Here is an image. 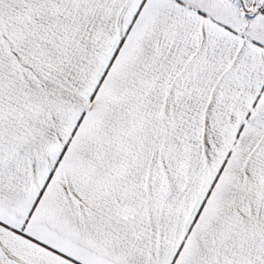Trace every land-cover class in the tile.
<instances>
[{"label":"snow or ice","instance_id":"6c2138e0","mask_svg":"<svg viewBox=\"0 0 264 264\" xmlns=\"http://www.w3.org/2000/svg\"><path fill=\"white\" fill-rule=\"evenodd\" d=\"M0 264H264V0H0Z\"/></svg>","mask_w":264,"mask_h":264}]
</instances>
